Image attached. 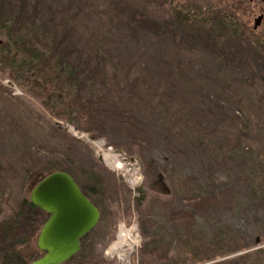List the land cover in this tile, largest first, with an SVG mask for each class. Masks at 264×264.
Listing matches in <instances>:
<instances>
[{"label":"rangeland","instance_id":"1","mask_svg":"<svg viewBox=\"0 0 264 264\" xmlns=\"http://www.w3.org/2000/svg\"><path fill=\"white\" fill-rule=\"evenodd\" d=\"M165 1L0 0V44L21 25L66 81L39 98L0 67V211L62 171L100 212L76 264H118L121 226L131 264H157L149 242L158 264H264V37L224 0L177 26Z\"/></svg>","mask_w":264,"mask_h":264},{"label":"trees","instance_id":"2","mask_svg":"<svg viewBox=\"0 0 264 264\" xmlns=\"http://www.w3.org/2000/svg\"><path fill=\"white\" fill-rule=\"evenodd\" d=\"M142 1L152 2L150 4L156 5L160 0ZM220 1L222 0H166L165 2L169 14H171V17L173 16L174 26H177L181 18H187L192 25L197 23L195 12L198 2L205 5L208 4L207 2H214L212 7L214 12L216 7V10L218 7H222ZM224 1L227 3L228 9L243 14L246 12L242 0ZM215 13L220 14L218 11H215ZM4 28L7 30L3 32L5 37L2 44H0V67L8 73L9 80L18 83L23 82L30 87L32 92H29H34L39 98H56L57 94L66 89L65 73L59 65L61 59L58 58L55 52L46 53L42 42L36 41L33 37L28 38L27 31L21 25L12 26L8 23V28ZM236 33L240 34L241 37L246 34L245 28L240 22L236 26ZM31 79L32 82H30ZM145 181L146 179H144ZM81 191L86 197L88 196L85 191ZM142 193V188H138V197L136 198L138 205L143 204L144 197ZM184 218L186 221L189 220L188 217ZM46 219L47 215L31 206L25 196L18 200L15 209L7 213L0 211V264H30L39 255L37 249L33 247L38 232ZM89 235L90 233L81 240L80 252L65 264L77 263V259L82 256L83 246ZM149 245L151 246V242L145 244L141 251L144 256L148 255L145 259L148 263H161L160 259L156 260L154 258L153 251L155 249L152 250L150 247V250L145 252Z\"/></svg>","mask_w":264,"mask_h":264},{"label":"water","instance_id":"3","mask_svg":"<svg viewBox=\"0 0 264 264\" xmlns=\"http://www.w3.org/2000/svg\"><path fill=\"white\" fill-rule=\"evenodd\" d=\"M28 202L47 215L35 241L42 255L30 264L67 263L80 252L81 240L100 218L98 208L62 171L42 177L30 190Z\"/></svg>","mask_w":264,"mask_h":264},{"label":"built area","instance_id":"4","mask_svg":"<svg viewBox=\"0 0 264 264\" xmlns=\"http://www.w3.org/2000/svg\"><path fill=\"white\" fill-rule=\"evenodd\" d=\"M134 176L138 175V169L132 168L131 169ZM139 182V178H138ZM141 182V181H140ZM140 182L135 185L136 187L140 184ZM132 185V183H131ZM132 187H134L132 185ZM135 231L134 226L130 228V230H126L124 226L119 227L118 233L116 235V240L113 244H111L107 249L105 250V256L109 259L115 260L118 264H131V260L129 257H127V249H132V244L135 242V239L133 238V232ZM136 249H134V252ZM126 253V254H125ZM130 256L134 253H129Z\"/></svg>","mask_w":264,"mask_h":264},{"label":"flooded vegetation","instance_id":"5","mask_svg":"<svg viewBox=\"0 0 264 264\" xmlns=\"http://www.w3.org/2000/svg\"><path fill=\"white\" fill-rule=\"evenodd\" d=\"M248 4H249V7L251 5H253V7H254L253 12L250 13L252 11V10H250V12L247 11L243 15H245V16L247 15V19H249V20L252 19L254 27H253L252 30H250V29H248L247 24H246V25H244L245 26V30L246 31L249 30V33L247 32V34L251 35V37L254 36V35H256L257 37L258 36L264 37V11H263V9H264V0H249ZM261 29H263V30H261Z\"/></svg>","mask_w":264,"mask_h":264},{"label":"bare ground","instance_id":"6","mask_svg":"<svg viewBox=\"0 0 264 264\" xmlns=\"http://www.w3.org/2000/svg\"><path fill=\"white\" fill-rule=\"evenodd\" d=\"M104 161H105V159H104ZM107 162V161H106Z\"/></svg>","mask_w":264,"mask_h":264}]
</instances>
